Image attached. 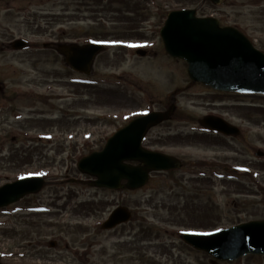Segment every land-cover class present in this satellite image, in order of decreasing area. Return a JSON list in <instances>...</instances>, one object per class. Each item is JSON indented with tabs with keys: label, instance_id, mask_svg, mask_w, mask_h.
<instances>
[{
	"label": "rangeland",
	"instance_id": "obj_1",
	"mask_svg": "<svg viewBox=\"0 0 264 264\" xmlns=\"http://www.w3.org/2000/svg\"><path fill=\"white\" fill-rule=\"evenodd\" d=\"M7 1L9 5L0 4V24L4 25L0 28H12L15 37L77 44L102 39L106 48L96 59L89 86L80 82L88 78L77 73L67 78L69 69L60 57L56 65L50 59L43 64V68L59 72L54 85L61 98L68 96L55 107L58 120L62 119L59 125L73 116L74 128L55 130L58 135L52 143L41 146L42 155L36 160L47 178L46 187L0 212V261L264 264V257L252 255L237 262L213 263L210 255L181 238L187 232L211 233L264 220V176L253 177V169L264 166V159L255 156L257 150L264 152V96L220 93L201 83L192 84L186 62L171 58L160 36L168 11L197 9L198 16H212L223 26L237 28L264 52V0H225L219 5L207 0ZM34 27L42 28L41 38L28 33ZM138 49L146 50L147 56H139ZM43 57L52 56L44 51ZM173 93L177 106L173 117L150 130L144 147L178 158L185 164L183 169L154 173L148 185L137 191L90 187V178L79 172L78 162L101 151L134 118L152 111L166 112ZM216 113L241 130L239 137L217 138L220 145L214 144V135L206 137L199 121ZM5 115L0 110V122ZM72 130L73 138L69 137ZM226 166H236L251 176L237 174L243 184L213 176L212 171H217L227 178L222 172ZM33 171L24 167L21 172L29 175ZM17 172L0 163V184L24 175ZM118 207L130 209L132 220L114 230L102 229ZM49 209L55 212L43 215ZM49 225L53 226L46 230ZM52 240L57 248L46 249V256L34 249L38 242L48 245Z\"/></svg>",
	"mask_w": 264,
	"mask_h": 264
},
{
	"label": "water",
	"instance_id": "obj_2",
	"mask_svg": "<svg viewBox=\"0 0 264 264\" xmlns=\"http://www.w3.org/2000/svg\"><path fill=\"white\" fill-rule=\"evenodd\" d=\"M210 1L218 5L224 0ZM161 36L166 52L188 64L192 82L203 83L221 92L264 95V54L238 30L221 28L219 21L213 18H198L196 10H183L169 15ZM102 50L99 45L89 44L80 48L70 47L62 53L76 70L90 73L96 56ZM174 111L173 105L166 113L153 112L135 119L110 138L103 151L83 158L78 169L95 178L90 183L93 187L133 191L144 187L154 172L181 168L182 163L178 159L142 146L149 130L170 120ZM201 123L225 135L239 134L236 128L220 118L207 117ZM127 162L140 164L134 166ZM43 184L42 178H29L3 186L0 188V208L39 192ZM131 217L127 208L120 207L103 228L113 229L129 222ZM183 239L212 256L214 262L236 261L247 255L264 256V220L213 234H185Z\"/></svg>",
	"mask_w": 264,
	"mask_h": 264
},
{
	"label": "flooded vegetation",
	"instance_id": "obj_3",
	"mask_svg": "<svg viewBox=\"0 0 264 264\" xmlns=\"http://www.w3.org/2000/svg\"><path fill=\"white\" fill-rule=\"evenodd\" d=\"M4 3L9 5L7 0H0V4ZM28 25L35 26L31 24ZM0 26L4 25L0 24ZM41 29V27L38 29L34 27L28 30V33L35 37L34 39L41 38ZM12 31V28L8 27L0 28V110L6 112V115L3 116L4 120L0 122V133L3 132V138H0L2 140L1 143H3L2 146H0V157H2L0 163L8 169L18 170V175H21V173L24 175L18 176L15 179L6 180L2 185L12 183L19 178L25 177L27 173L21 172L24 167L28 169L33 168L35 174H41L42 167L38 165L36 160L37 157L42 155L41 146L51 144L53 136L55 135L57 137L58 135V132H56L58 129L61 132L64 127L68 129L74 128L73 116L71 118H66L67 121L59 125L62 119L58 120L59 115L56 113L55 107L59 99H66L68 96H63L61 98L58 94L57 85H54L58 82L57 78L59 72L56 69L47 70L43 68V64L46 65L50 59V63L56 65V63H58V57H60L61 62H64L65 66L69 69V71L66 72V75H68L67 78H74V73H77L81 78H88L90 76L75 71L72 66L67 63L66 58L60 54L64 49H69L77 45V43H61L57 41L44 43L41 39L32 41L21 36L15 37V33ZM19 33L21 34V31ZM100 41H102V39H100ZM44 51L50 52L52 57L44 58ZM76 82L79 81L77 80ZM80 82L87 86L90 84L89 78L80 80ZM73 84H75V82ZM71 95L75 96V94ZM38 106L39 110L37 111ZM23 109H27L28 112H25ZM43 109H45V111ZM204 130L206 131V137L211 135L216 137L214 140V144L216 145L222 143L218 141L219 139L217 138L224 141L230 138L221 134L210 133L206 129ZM69 137H74L73 130L69 133ZM6 143L11 144L8 146V149L5 148ZM204 167H208V165ZM7 171L13 172L10 170ZM225 171H230V169L225 167ZM259 171H261L260 174L263 173L264 176V166L259 168V170L254 169L256 174H258ZM244 173L249 179L251 174L248 171H244ZM253 177L255 178L256 176ZM252 183L255 184V182ZM2 185L0 184V186ZM26 201H30V199ZM66 206H70V203H66ZM50 208L53 209L52 207ZM54 212L55 209L53 211L49 209L48 212L43 215H49ZM33 214L43 216L38 213ZM52 226L53 225L47 226L46 230ZM53 243H56L55 240L50 241L48 245H43L42 242H38L34 246V249L46 256L48 254L44 252L46 249L57 248V244L53 245ZM27 256L26 253L24 258Z\"/></svg>",
	"mask_w": 264,
	"mask_h": 264
}]
</instances>
